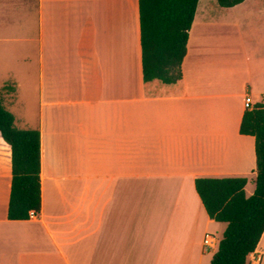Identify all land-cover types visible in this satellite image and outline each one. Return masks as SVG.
<instances>
[{"label": "crops", "instance_id": "1", "mask_svg": "<svg viewBox=\"0 0 264 264\" xmlns=\"http://www.w3.org/2000/svg\"><path fill=\"white\" fill-rule=\"evenodd\" d=\"M6 1L0 103L38 90L35 125L20 130L39 131L41 205L8 220L0 135V264H209L217 245L203 239L226 225L194 181L245 178L254 192V138L239 126L245 97L264 101V0H198L171 85L142 81L138 0ZM245 264H264V232Z\"/></svg>", "mask_w": 264, "mask_h": 264}, {"label": "trees", "instance_id": "2", "mask_svg": "<svg viewBox=\"0 0 264 264\" xmlns=\"http://www.w3.org/2000/svg\"><path fill=\"white\" fill-rule=\"evenodd\" d=\"M245 0H216L231 8ZM198 0H138L141 71L144 83L165 85L181 79L188 31ZM239 133L254 138V192L246 197L245 178H198L195 191L208 217L226 228L209 264H245L264 232V101L245 110ZM0 135L11 152L8 220L25 221L40 211V135L20 130L0 103Z\"/></svg>", "mask_w": 264, "mask_h": 264}, {"label": "rangeland", "instance_id": "3", "mask_svg": "<svg viewBox=\"0 0 264 264\" xmlns=\"http://www.w3.org/2000/svg\"><path fill=\"white\" fill-rule=\"evenodd\" d=\"M215 2V0H213ZM6 6H8L9 11L15 10L17 8V5H19L18 0H7ZM215 9L216 3H214ZM10 6V8H9ZM7 75L5 72L0 70V77H6ZM8 88H12L10 84L6 85ZM1 86H0V92H1ZM38 90H27V89H19L17 90L18 94L17 97L15 96L12 100L11 106L6 107L5 109L8 111L7 108L11 110V112L14 114V117L16 118L15 121V127L17 129H24V124L28 123L29 126L35 125V120L38 114ZM14 96V95H13Z\"/></svg>", "mask_w": 264, "mask_h": 264}, {"label": "built area", "instance_id": "4", "mask_svg": "<svg viewBox=\"0 0 264 264\" xmlns=\"http://www.w3.org/2000/svg\"><path fill=\"white\" fill-rule=\"evenodd\" d=\"M244 107L246 110H251L254 107L248 96L245 97ZM32 215L33 214H31V216ZM217 243H218L217 239L213 235H210V234L205 235V237L203 239V245L209 249H214V247H216Z\"/></svg>", "mask_w": 264, "mask_h": 264}]
</instances>
